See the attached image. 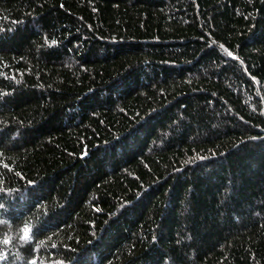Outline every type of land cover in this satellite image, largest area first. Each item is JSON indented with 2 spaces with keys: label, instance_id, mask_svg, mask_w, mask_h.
<instances>
[{
  "label": "trees",
  "instance_id": "obj_1",
  "mask_svg": "<svg viewBox=\"0 0 264 264\" xmlns=\"http://www.w3.org/2000/svg\"><path fill=\"white\" fill-rule=\"evenodd\" d=\"M0 264H264V0H0Z\"/></svg>",
  "mask_w": 264,
  "mask_h": 264
}]
</instances>
